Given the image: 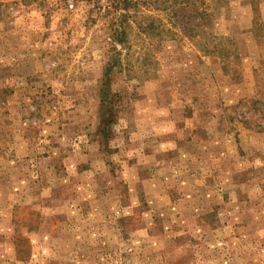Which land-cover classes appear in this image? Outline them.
<instances>
[{"label":"rangeland","instance_id":"rangeland-1","mask_svg":"<svg viewBox=\"0 0 264 264\" xmlns=\"http://www.w3.org/2000/svg\"><path fill=\"white\" fill-rule=\"evenodd\" d=\"M0 264H264V0H0Z\"/></svg>","mask_w":264,"mask_h":264}]
</instances>
